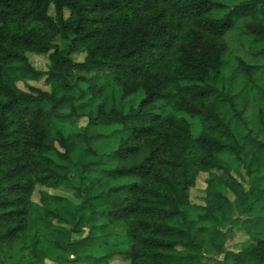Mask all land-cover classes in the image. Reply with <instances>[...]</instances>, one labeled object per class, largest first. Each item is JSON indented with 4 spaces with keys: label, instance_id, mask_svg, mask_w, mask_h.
<instances>
[{
    "label": "trees",
    "instance_id": "obj_1",
    "mask_svg": "<svg viewBox=\"0 0 264 264\" xmlns=\"http://www.w3.org/2000/svg\"><path fill=\"white\" fill-rule=\"evenodd\" d=\"M239 21L264 42V0H0V264H264V65L230 59Z\"/></svg>",
    "mask_w": 264,
    "mask_h": 264
},
{
    "label": "rangeland",
    "instance_id": "obj_2",
    "mask_svg": "<svg viewBox=\"0 0 264 264\" xmlns=\"http://www.w3.org/2000/svg\"><path fill=\"white\" fill-rule=\"evenodd\" d=\"M228 43H229V50L231 52L230 54V59H235L236 56H240L243 57L246 61L253 63V64H260V65H264V58L260 55L259 57H252L251 52L254 51H258L260 48H264V42H250L249 38L244 34L243 32V22L239 21L237 26L228 34ZM28 57L29 60L31 61V63L38 69H42V70H46L47 66H48V59L46 56L44 55H38V54H34V53H28ZM83 57L82 53H77L74 55L75 60L79 61L81 60ZM263 79L261 76H257V83L258 84H263ZM27 83L29 85H33L36 87H40L42 89H48V86L44 84L43 79L39 80V81H27ZM103 83V82H102ZM256 83V84H257ZM18 86L21 89L26 90V84H24V82H18L17 83ZM257 84V86L251 85L249 86V91H248V95H247V104H248V110L251 109L252 107H256L258 104V97L260 95L259 92V85ZM85 86V85H83ZM92 99V96L90 94H87L86 97L84 98V100L86 99ZM94 102L97 101L96 98L93 99ZM192 124H193V129L194 131H196V123L195 120H191ZM87 122V118L86 117H82L79 120V124H85ZM120 128V126H110V127H106V126H99L97 127V129L101 132L104 133H110L113 131H116L115 133L117 134L118 129ZM207 178V173L205 172H201L198 174V176L196 177V181H195V185L194 187L191 188L190 190V198L191 201L197 204H201L203 203L202 197L204 195V188L206 186L205 180ZM42 190H45L49 193H55V194H64V195H68L70 196L72 199L76 200L70 191L65 190V189H50V188H46L43 186H36L35 190L32 194V199L35 202L39 201V195L40 192ZM225 194L227 196V198L229 200H233L234 199V195L228 190L225 189ZM233 224H237V220L235 219L234 223H230V225ZM225 226L223 229H226ZM123 227L122 225L118 224L114 227V231L115 233H121ZM87 233V228H84V235ZM246 238V235H244L241 231L238 230H233L231 231L230 234V238L227 241V245L228 246H235L240 244L241 242L244 241V239ZM212 259L216 260V259H220L221 256H216V255H212L211 256ZM9 264V263H6ZM45 264H57L54 261H50V260H45ZM110 264H128V261L120 256H117L114 260H112L110 262ZM209 264H216L215 261L210 262Z\"/></svg>",
    "mask_w": 264,
    "mask_h": 264
},
{
    "label": "crops",
    "instance_id": "obj_3",
    "mask_svg": "<svg viewBox=\"0 0 264 264\" xmlns=\"http://www.w3.org/2000/svg\"><path fill=\"white\" fill-rule=\"evenodd\" d=\"M72 257V256H71Z\"/></svg>",
    "mask_w": 264,
    "mask_h": 264
}]
</instances>
